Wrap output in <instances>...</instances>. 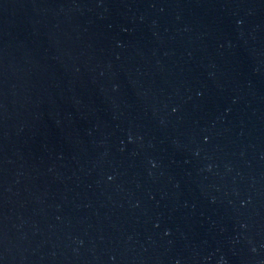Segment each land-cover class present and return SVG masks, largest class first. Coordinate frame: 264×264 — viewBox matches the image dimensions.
I'll return each instance as SVG.
<instances>
[{
	"label": "water",
	"instance_id": "1",
	"mask_svg": "<svg viewBox=\"0 0 264 264\" xmlns=\"http://www.w3.org/2000/svg\"><path fill=\"white\" fill-rule=\"evenodd\" d=\"M0 264H264V0H0Z\"/></svg>",
	"mask_w": 264,
	"mask_h": 264
}]
</instances>
